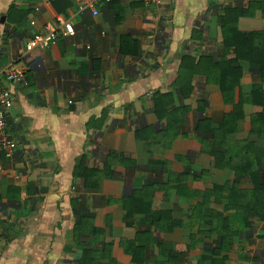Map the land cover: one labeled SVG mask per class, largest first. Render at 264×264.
<instances>
[{
    "label": "crops",
    "instance_id": "obj_1",
    "mask_svg": "<svg viewBox=\"0 0 264 264\" xmlns=\"http://www.w3.org/2000/svg\"><path fill=\"white\" fill-rule=\"evenodd\" d=\"M88 1L0 0V68L25 67L24 80L1 81L13 92L8 125L16 151L12 158L0 152V264H81L87 249L92 252L84 264H212L211 258L223 256L221 264H264L263 221L253 219L229 251L215 255L221 244L218 219L207 216L222 212L226 201L212 197L204 203L207 216L192 217L215 184L240 180V188L253 187L246 177L216 168L200 139L214 141V130L241 102L244 117L231 143L264 144V97L253 94L264 91L259 66L237 63L242 75L233 103L202 73L226 56L225 8L249 9L256 0H164L161 5L97 0L98 15L89 8L80 11ZM60 17L74 25L75 34L27 52L28 38L57 27ZM237 28L264 31L262 8L239 16ZM227 52L234 55L233 48ZM203 56L208 57L199 64ZM197 64L202 72L194 75L195 89L182 99L173 84L182 66L189 75ZM157 91H175V107L189 106L184 122L168 136L166 122L155 113ZM201 120L204 131L198 133ZM144 128L154 152L136 137ZM109 149L135 159L137 169L118 167L115 178L100 180L97 192L84 189L74 172L78 158L89 154L88 165L101 166ZM171 173L186 178L165 193L161 186ZM156 181L161 184L155 185L152 209L170 211L182 226L168 231L169 219L160 229L151 213L127 215L124 202ZM75 194L77 209L92 215L90 227L101 232L76 234Z\"/></svg>",
    "mask_w": 264,
    "mask_h": 264
},
{
    "label": "trees",
    "instance_id": "obj_2",
    "mask_svg": "<svg viewBox=\"0 0 264 264\" xmlns=\"http://www.w3.org/2000/svg\"><path fill=\"white\" fill-rule=\"evenodd\" d=\"M257 7L262 8L264 14V0L254 1L250 4L249 9H239L235 7L230 9L225 8V14L221 17L222 26L224 30V48L225 55L220 63L211 62V72L201 70V61L205 62L208 56H203L199 61V64L195 65L193 70L189 71V75H186L185 67L182 66L178 75V78L173 84V88L179 94L182 99L191 95L195 89L193 85V78L195 73L202 72L208 77V81H213L218 84L223 93L224 99L228 103H233L234 93L236 87L240 83L242 75V68L237 63L240 60H247L250 63L256 64L260 68V74L262 81L264 82V31L258 32H241L237 28V20L241 15L253 14V10ZM252 10V11H250ZM236 15H235V14ZM233 14V15H232ZM234 49V55L227 52L228 49ZM135 54V53H133ZM138 54V53H137ZM233 55V57H230ZM184 65L186 59H184ZM207 64V63H206ZM203 65V64H202ZM264 92L260 89L254 91V95L260 94L264 97ZM175 91L161 92L157 91L154 94L155 101V113L160 121L166 122V128L163 132L165 136L172 133L176 124L183 123L185 114L189 110V106L182 104L175 107L176 101ZM203 101V100H202ZM201 101V102H202ZM205 101V100H204ZM200 102V103H201ZM264 106V100L261 101ZM206 104V103H204ZM242 103L235 105V111L232 114H227L219 129L207 130V132H213L214 141L208 140L206 144V138L200 139L203 142L207 150L214 157L215 167L218 169H229L234 172L236 178L242 179L246 177L249 182L252 183V188H240V180L226 181L224 184H215L210 190L204 192V202L194 208L192 217L204 219L206 215V206H209L210 199L216 197L217 200H225L226 204L222 212L212 211L211 216L218 219L217 233L221 236V244L214 250L215 255H221L223 251H229L234 245L235 239L240 235L242 231H249L252 228V220L257 219L264 222V144L260 142L244 143V144H232V135L236 133L239 122L243 119ZM183 118V119H182ZM261 118L264 119V113L261 114ZM182 120L180 123H176ZM203 120L197 128L198 133H203ZM261 122V121H260ZM264 122V120H262ZM146 129H138L136 131V137L138 140L146 142V149L149 152H154L150 148L149 138L146 136ZM174 134V133H173ZM163 135V134H162ZM157 142L160 140H156ZM165 149L167 144H163ZM96 152V149L90 151V154ZM89 154H83L78 158L75 166V176L78 179L83 180L84 189L90 191H98L99 182L101 179H113L118 174V167H123L127 170L137 169V163L132 157L115 150H107L104 153V160L101 166H89L88 165ZM162 167L163 171H169L165 163ZM154 168V166H152ZM244 176V177H243ZM183 175L170 174L168 180L162 183L161 188L165 190L170 189L173 185L180 186L184 181ZM174 183V184H172ZM160 181L153 182L151 184H144L141 195L138 191L134 192V195L129 199L128 204L124 202V208L129 217H134L136 214H153L155 220L153 223L160 229H164L167 219L171 221V225L168 231L175 227L182 226V222L172 218V213L168 210H156L152 209L153 205V191L155 185H160ZM164 185V186H163ZM157 188V187H156ZM183 188L179 189L182 193ZM197 191H188L186 195H197ZM109 202H112L110 199ZM72 203L76 208L77 214L80 216V220L76 225V234H89L99 233L95 226L92 225L93 216L85 214L78 208L80 204V198L77 194L74 195ZM168 217V218H167ZM89 229H86L88 226ZM92 252V249H87L83 255V261L86 260V255ZM212 264H221L225 260V256L221 260L211 258ZM81 261V264H84Z\"/></svg>",
    "mask_w": 264,
    "mask_h": 264
},
{
    "label": "built area",
    "instance_id": "obj_3",
    "mask_svg": "<svg viewBox=\"0 0 264 264\" xmlns=\"http://www.w3.org/2000/svg\"><path fill=\"white\" fill-rule=\"evenodd\" d=\"M110 2L111 0H104ZM147 5H161L164 0H143ZM97 0H89L81 5L80 11L89 8L93 15H98L99 9ZM58 26L47 28L43 32L33 33L26 41L25 48L27 52L35 49H48L54 46L60 37L71 36L75 34L74 25L64 18L58 19ZM34 24V22H33ZM25 67L20 63H13L10 66L0 68V152L6 158H12L16 151V142L14 141L8 125V116L13 106V92L5 87L1 81L20 82L24 80ZM1 168V167H0Z\"/></svg>",
    "mask_w": 264,
    "mask_h": 264
},
{
    "label": "water",
    "instance_id": "obj_4",
    "mask_svg": "<svg viewBox=\"0 0 264 264\" xmlns=\"http://www.w3.org/2000/svg\"><path fill=\"white\" fill-rule=\"evenodd\" d=\"M4 19H5L4 17L1 18L2 21H4Z\"/></svg>",
    "mask_w": 264,
    "mask_h": 264
}]
</instances>
